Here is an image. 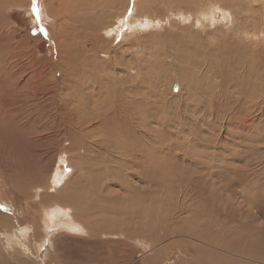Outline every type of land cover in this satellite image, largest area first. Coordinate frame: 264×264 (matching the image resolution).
<instances>
[{
    "label": "rangeland",
    "instance_id": "374dc122",
    "mask_svg": "<svg viewBox=\"0 0 264 264\" xmlns=\"http://www.w3.org/2000/svg\"><path fill=\"white\" fill-rule=\"evenodd\" d=\"M95 1L50 21L30 0L0 9V231L32 229L31 264H183L196 245L210 249L189 237L195 226L221 242L258 238L264 0H220L213 18L199 12L216 0H137L117 35L103 26L118 25L127 0ZM35 57L54 58L56 95L33 96ZM68 115L86 123L67 133ZM60 201L88 233L46 221L43 207ZM2 248L0 264L13 257Z\"/></svg>",
    "mask_w": 264,
    "mask_h": 264
},
{
    "label": "bare ground",
    "instance_id": "6f19581e",
    "mask_svg": "<svg viewBox=\"0 0 264 264\" xmlns=\"http://www.w3.org/2000/svg\"><path fill=\"white\" fill-rule=\"evenodd\" d=\"M21 1H26V0H21ZM30 1H33V0H30ZM97 1H98V4H99L100 1L99 0H97ZM244 1L246 3H249V5L252 4V3L256 5L258 3H261L262 0H244ZM8 2H18V0H0V9L3 8V6L5 7V4H7ZM72 2H74V0H36V5L40 9V17L39 18H42V20H44V21H50L51 18H54V19H57V20L63 19L61 15L63 14L64 10L67 12L68 15H71V17H72L74 11H73V9L69 8L70 5L73 6ZM75 2L76 3L79 2L78 5H76L77 10L81 9V7L79 5L81 3H83L82 6H86V7L88 6L89 9H94L97 6L95 0H75ZM219 2H221V1L220 0H216L215 3H213V4H211V6L207 7L208 8L207 10H204V9L201 10L200 9L201 11L199 13L201 15H206L207 18H211L213 16V14H214L216 5H219ZM136 4H137V0L136 1L135 0H127L126 1V6H125V8L122 9L121 16L118 18V25H115L114 22L113 23L112 22L105 23L107 25L104 24L103 28H107V33L108 34L112 33V32H115V34L117 35L121 30H124L123 28H124L125 24H123V22L125 20L124 19L121 20V19L125 17L124 14L126 13V11H128V15L130 13L135 12L134 9L136 7ZM57 5H58V9L55 12H53ZM63 5H65V6H63ZM205 9H206V7H205ZM224 10H226V9H224ZM102 11H104V9H102ZM101 12H99L98 14H96V12H93V15L96 14L97 17L101 18ZM84 14L85 13H83V15ZM118 15H119L118 12L114 11V10L112 11V14L110 12L107 14L108 17L109 16H113L114 18L118 17ZM130 15H132V14H130ZM227 15H229V14H227ZM185 17H186V15H185ZM135 20H137V18H135ZM126 21H127V18H126ZM129 21H131V20H129ZM206 21H207V19H206ZM140 22H142V24H143V21H140ZM126 24H127V22H126ZM137 24L138 23L136 21H134V25L132 26L133 31H134V29H135V31L137 29L139 30V28H138L139 26L137 27ZM127 25H129V24H127ZM89 26H90V28L92 27V28H95V29H100L102 27L101 24L94 25L93 22L91 24H89ZM141 26H142L141 28L145 27V25H141ZM58 27L60 28V27H66V26H64L63 23L61 22V23L58 24ZM0 29H1L0 34H2L3 36H8L7 33L5 34L6 31L2 30L3 27H1ZM104 31H106V30H104ZM139 32H141V31H139ZM59 33L65 35V29L61 30ZM91 34H89V35H91ZM255 37H257V36H255ZM252 38H254V37H252ZM86 39H87V37H86ZM89 40H90V38H89ZM0 45H1V43H0ZM55 45H56V43H55ZM45 59H46V62H44L43 60H41L39 58L37 59V57L34 58V62H33L32 66L34 67L35 80L34 81L30 80V77H28L27 81H26V83L29 80L33 81V87H34L33 88V90H34L33 96H39V94H41V93L54 96V95L57 94L58 88L60 86L59 81H60L61 77L60 78L58 77V72H59L58 67L57 66L56 67H52V65H51L52 64L51 61H53L54 58L51 61L47 60V58H45ZM27 68H30V67H27ZM46 70H49V72H51V71L54 72L55 79L53 80V82H51L50 80L47 79L46 76H48V73L46 72ZM30 72L32 73L33 70H31ZM4 75H5V73L1 74V78H3ZM87 105H88V103L86 101H82V102H80L79 107L85 108ZM60 106L61 105L59 103H57L54 109H56V111H61L62 112ZM94 107H97V106H94ZM98 110H99V108H98ZM103 115H104V113H103ZM97 116L100 117L102 119V121L105 120V118H103L100 115V113L97 114ZM64 118L66 119L65 122L67 123V124H65V125H67V128H66V132L67 133L69 132L70 129H72L73 131H76V128L82 127L83 124L86 123V122L85 123L81 122L82 124H79V126H78V125H74L72 123L73 119H75V117H71V116L68 115V118H67V116H65ZM61 168H63V167L61 166ZM64 175H65V173H64ZM61 178H62L61 175L57 176V178L54 179L53 185H52L53 192L55 191L58 194H60V192L62 191V188L64 186V183H62L63 180ZM63 203L64 202L61 203V201H60V202H56V203L46 204V206L43 207V209L45 208L46 217H44V218L46 219V221L49 222V220H50L52 222V224L54 226H56V227H61V226L65 225V226H67L70 229H74V230L78 231L77 229L80 228L82 230L80 232L88 233L87 232L88 230L85 227L86 226L85 223L83 221H81L80 219H78L72 213V209H74V207L72 206L73 207L72 208L71 206H69L67 204H63ZM43 227H44V225L41 226L42 229H43ZM28 229H30V228H28ZM31 230H26V231L24 230L21 233L20 231H15V230H11L9 228H7V229L4 228V229H2L0 231V245H1V247H3L1 249V252L4 253L3 251L9 248L7 252L12 253L11 255L13 256L11 258L10 255L6 254V256L8 257L9 260L8 261H2V264H31V260H29V259L33 258L35 256V253H33V252L29 253L28 250L26 252H24V248H26V246L27 247H31V245H32L30 243V239H29V238H32V234L30 233ZM188 232L190 233L189 237L195 239L196 241H198L199 243L203 244L204 246L206 245V247H209L210 249L206 248L208 250H204L203 248H198V246L196 245L194 247V249H190L187 252L185 251L186 253L184 255L186 256V260L185 259L184 260L186 262L185 263L182 262L183 264H187V263H190V264H192V263L193 264H264V233H262V232L258 236V238H254L253 237L250 241H247V243L244 242L243 239H241L238 242H233V239L231 241H229L227 239H224L223 242H221V241H218L219 240L218 238L220 237V234H217L216 232L212 233L211 231H208L206 229H200L199 227H196V226L190 228L188 230ZM89 234H92V233L90 232ZM244 238H246V237H244ZM179 245L184 250V246L182 247L183 244L181 245L179 243ZM199 246H201V245H199ZM38 247H40V246H38ZM19 248H22V249H19ZM187 249H189V248H187ZM16 252H18L19 254L21 253L23 255H26L28 253L27 254V258L28 259L27 258L24 259L20 255L13 254V253H16ZM47 254H48V252H47ZM120 256H123V255H120ZM3 257H4V254H3ZM122 259H124V258H122ZM51 262H52V260H51ZM58 264H60V263H58ZM120 264H125V260H122L120 262Z\"/></svg>",
    "mask_w": 264,
    "mask_h": 264
},
{
    "label": "snow or ice",
    "instance_id": "6c2138e0",
    "mask_svg": "<svg viewBox=\"0 0 264 264\" xmlns=\"http://www.w3.org/2000/svg\"><path fill=\"white\" fill-rule=\"evenodd\" d=\"M33 12L36 14L37 20H39V17H40V9L36 5V0H33ZM34 31H35V29H34ZM40 31L44 32L45 35L47 34L46 29H44L42 27H41ZM66 171H70V169H66ZM0 207H3V206L0 205Z\"/></svg>",
    "mask_w": 264,
    "mask_h": 264
}]
</instances>
